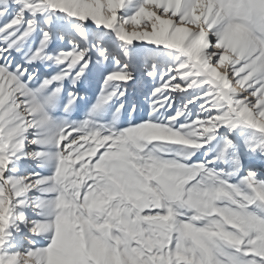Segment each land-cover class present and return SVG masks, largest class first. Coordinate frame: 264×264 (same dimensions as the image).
<instances>
[{"label": "snow or ice", "instance_id": "snow-or-ice-1", "mask_svg": "<svg viewBox=\"0 0 264 264\" xmlns=\"http://www.w3.org/2000/svg\"><path fill=\"white\" fill-rule=\"evenodd\" d=\"M0 264H264V0H0Z\"/></svg>", "mask_w": 264, "mask_h": 264}]
</instances>
